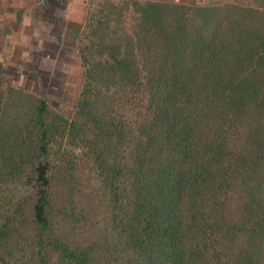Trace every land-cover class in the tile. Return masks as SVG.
I'll use <instances>...</instances> for the list:
<instances>
[{
    "label": "trees",
    "instance_id": "1",
    "mask_svg": "<svg viewBox=\"0 0 264 264\" xmlns=\"http://www.w3.org/2000/svg\"><path fill=\"white\" fill-rule=\"evenodd\" d=\"M130 1L76 33L69 116L0 87V264H264V7Z\"/></svg>",
    "mask_w": 264,
    "mask_h": 264
},
{
    "label": "crops",
    "instance_id": "2",
    "mask_svg": "<svg viewBox=\"0 0 264 264\" xmlns=\"http://www.w3.org/2000/svg\"><path fill=\"white\" fill-rule=\"evenodd\" d=\"M89 1L0 0V75L37 73L41 62L56 69L58 54H70L71 47L76 55V33L85 22Z\"/></svg>",
    "mask_w": 264,
    "mask_h": 264
},
{
    "label": "rangeland",
    "instance_id": "3",
    "mask_svg": "<svg viewBox=\"0 0 264 264\" xmlns=\"http://www.w3.org/2000/svg\"><path fill=\"white\" fill-rule=\"evenodd\" d=\"M109 2L113 4L115 7H122L124 3L129 4L128 10L123 12V20L128 29H130L136 19L135 14L132 11V7L130 5V0H90L87 7V14L85 19V24L81 33H87L89 31V25L97 21L99 16V10L102 6ZM179 3L191 4L195 3L197 5H209V4H220L224 2L236 3L244 6H252V7H264V0H178ZM72 48V47H71ZM69 49L70 54H65L62 57V54H58L59 59L56 60L57 68L53 69L49 68L47 64L41 62V68L38 70V74L35 72L27 71V74L23 76L17 77L16 75L9 74H1L0 75V87L4 91L11 88H20L26 93H29L35 97L43 98L48 106L49 110H52L57 113H62L66 117L72 114L76 110V101L79 96L80 86L82 82L83 69L81 66V62L74 52ZM76 50V49H75ZM35 61H32L34 64ZM33 71L35 69H32ZM51 75H47L49 71H52ZM17 79H21V82H18ZM21 83L22 86L19 84ZM18 103V101H16ZM145 103L144 95H139L136 104L139 107H143ZM13 106H18V104H14ZM82 160L79 164V181L83 184L84 194L89 197L96 199L94 183H96V176L94 169L90 165L88 161V157L86 155H82ZM54 161H57L54 160ZM54 166H58V162H53ZM54 174V172H52ZM31 170L27 173V178L32 179ZM26 178V179H27ZM26 179H23L24 181ZM25 186L21 188V194H18L16 197V203L18 204H26L29 202L30 195L33 191V184L35 181L26 180ZM30 185V186H29ZM27 189V191H26ZM6 201L0 200V208L3 205H6ZM4 202V203H3ZM3 203V204H2Z\"/></svg>",
    "mask_w": 264,
    "mask_h": 264
}]
</instances>
